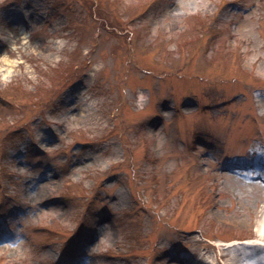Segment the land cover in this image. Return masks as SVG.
<instances>
[{
    "label": "rangeland",
    "instance_id": "1",
    "mask_svg": "<svg viewBox=\"0 0 264 264\" xmlns=\"http://www.w3.org/2000/svg\"><path fill=\"white\" fill-rule=\"evenodd\" d=\"M263 201L264 0H0V264H217Z\"/></svg>",
    "mask_w": 264,
    "mask_h": 264
},
{
    "label": "bare ground",
    "instance_id": "2",
    "mask_svg": "<svg viewBox=\"0 0 264 264\" xmlns=\"http://www.w3.org/2000/svg\"><path fill=\"white\" fill-rule=\"evenodd\" d=\"M252 192L248 191L247 194ZM236 251L239 247V242H234L228 245ZM240 251L231 255L228 252H223L224 259L219 264H264V201L260 211L259 218L256 223L255 235L251 239L244 240ZM222 256H218L220 259ZM217 263V264H218ZM204 264H214L210 261H205Z\"/></svg>",
    "mask_w": 264,
    "mask_h": 264
}]
</instances>
